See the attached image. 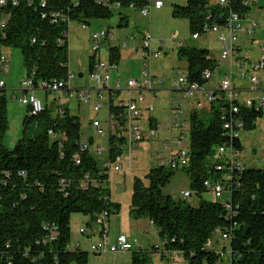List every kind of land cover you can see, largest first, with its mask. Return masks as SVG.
<instances>
[{
    "label": "trees",
    "instance_id": "trees-1",
    "mask_svg": "<svg viewBox=\"0 0 264 264\" xmlns=\"http://www.w3.org/2000/svg\"><path fill=\"white\" fill-rule=\"evenodd\" d=\"M8 0L0 5V45L19 49L23 54L27 77L37 85L41 81L67 77L69 49L63 34L65 22H53L56 12L72 22L89 25L92 21H109L119 17L117 27L128 26L124 13L146 7L150 0ZM46 2V8L41 3ZM245 2V0H244ZM116 4L118 8L114 7ZM232 11L244 15L247 8L242 0L231 4ZM229 8L210 5L206 0H186L174 15L188 19L192 34L205 25H222ZM217 19V20H216ZM113 60L121 59L113 49ZM179 57L187 62L188 76L193 82L207 84L203 72L214 73L218 64L207 50L182 49ZM91 65V64H90ZM91 67V66H90ZM38 117L25 118L24 136L13 150L4 145L9 129L5 88L0 90V264H71L86 263L87 252L68 250L71 242V219L74 215L89 217L87 228L96 226L101 215L109 220L120 205L113 203L107 177L101 173L97 160L89 153L79 155L82 142L80 119L67 106L55 108L45 104ZM226 108L225 110H223ZM229 107L213 103L208 111H193L190 116V165L192 194L199 201L191 206L189 200L175 201L164 195L163 188L176 171L157 167L146 176V182L135 179L131 199V216L145 218L158 230L164 248L137 251L134 264H151L146 254L180 255L183 264H264V170L247 169L239 178L226 202L204 200L205 180L220 177L213 165V156L220 146L232 145L244 151L241 140H232L224 128V116ZM264 110L239 105L234 118L241 120L242 130L252 131ZM36 120V132L29 136L27 126ZM234 120V119H233ZM50 132L52 135H50ZM93 144V139H88ZM80 164H76L77 156ZM89 177L95 185L84 188ZM65 180L67 184L61 185ZM229 205V208L227 207ZM54 225L56 230L49 228ZM231 232L228 263L218 250L207 248L215 229ZM49 235H54L51 240ZM224 250V249H223Z\"/></svg>",
    "mask_w": 264,
    "mask_h": 264
},
{
    "label": "built area",
    "instance_id": "built-area-1",
    "mask_svg": "<svg viewBox=\"0 0 264 264\" xmlns=\"http://www.w3.org/2000/svg\"><path fill=\"white\" fill-rule=\"evenodd\" d=\"M8 0H0V5L5 6ZM235 0H218L217 6L220 8H231V4ZM245 6H248V0H242ZM18 0H13L12 5L17 6ZM42 8H46V2L41 3ZM114 7L118 8L116 4ZM163 3L160 0H154L140 10L143 17H147L153 8L161 9ZM133 9V6H130ZM53 22H65L68 30L63 34V40H59L62 44L64 40L69 37L70 25L73 23L68 16L61 13H54L52 15ZM217 20V19H216ZM219 21H223L222 25L213 24L212 26L205 25L201 31L192 34L193 40L203 39L205 35L213 33L218 35L221 44V59L237 58L239 56V46L237 32H246L250 38H253L256 32V26L252 25L250 29H243V17L238 13L229 10L228 14L221 16ZM4 28V23L0 24V29ZM83 30H87V25H82ZM115 40L114 34L109 30L96 31L91 34V51L92 57L90 60L88 75L92 82L90 87H75V82L81 75L76 76L73 72H68L67 77L61 80L41 81L37 85L30 78L21 83V91L23 96L20 99L22 105L26 106L28 115L30 117H38L45 110V104L36 95L37 92L44 94H58L59 100H52L50 105L55 108H60V98L66 96L75 101L78 106L92 107V111L99 113L105 110L107 114L105 125L101 121L95 120L93 127H95L102 137L108 140L107 147L98 146L93 140V144L87 141L81 142L79 145V155L89 153L98 162H104L101 173L107 177V185H109L110 177L113 174L119 173L126 176L127 173L134 170V165L137 158L134 156L135 149L138 148L140 142L158 138V132L161 125L153 117L155 112V101H157L161 90L162 81L153 73L152 62L163 56L162 46L155 49L153 47V39L150 34L143 37L142 44L139 48L133 49L134 52H140L139 59L143 61L145 70L141 73V78L128 79L126 88H123V82L119 77V62L113 60V49L117 48L121 55V48L128 46L127 41L121 45H111ZM252 43H257L252 39ZM181 47V46H180ZM261 56L257 61L240 62V66L244 69L241 76V81L249 80L250 86L247 90H243L238 84H235L231 78L223 80L220 85V90L205 89V85L199 82L191 81L188 74L184 77L178 71L180 76L171 84V90H166L169 95L178 92L183 95L182 100L190 99L193 101V108L188 114V119H181L184 111L181 108L180 102H173L170 100L167 104V111L169 113L168 123V138L163 140L160 144L161 152L155 156L158 162V167H163L171 171H179L187 169L190 165V116L193 111L200 112L205 109L207 104L209 108L213 103H219L225 107H229V115L224 116V128L228 130V135L232 140H241L242 123L241 120L234 118V114L239 112V105L245 107H255L257 110H264V81L260 80L259 74L264 72V44L260 47ZM98 57V58H97ZM91 66V67H90ZM10 71V61L4 54H0V72L8 73ZM213 73L209 70L203 72L202 79L210 81ZM261 84L263 87H261ZM5 82L0 79V90L5 88ZM243 90V91H242ZM260 94V102L257 104L253 98H248L246 102L241 99L243 93ZM244 93V94H245ZM95 104L91 106V102ZM249 101V102H248ZM248 102V104H247ZM223 109V108H222ZM224 108L223 110H225ZM234 119V120H233ZM149 133V136L146 135ZM50 135L51 132H50ZM243 151L234 148L232 145L220 146L216 149L213 156V165L216 172L220 174L215 180H205L203 187L206 190V195L210 202H218L224 198L225 195H230L233 188L239 187V178L247 170L243 164L241 157ZM76 158V164H80V156ZM84 188L89 185H95L89 177L86 178ZM67 182L61 181V185L65 186ZM193 196L192 192L186 191L182 193L184 200H189ZM226 202V201H225ZM223 202V203H225ZM229 208V205H227ZM151 225H153L151 223ZM49 228L56 230L54 225H49ZM82 236L92 241L91 250L93 253L109 252L110 254H117L120 252H132L134 249L142 251L145 248L140 244L138 239L128 237L121 234L115 243L111 242L109 225L105 214L101 215L97 224L93 228L85 226L81 229ZM51 240H54V235H49ZM218 237L222 241L230 243L231 232L225 229L217 228L213 232V237L207 241L206 247L213 248V238ZM68 250L82 249L81 244L75 247L71 245L67 247ZM218 254L222 258L228 250L219 249ZM164 259L167 264H180V255L178 253L168 252ZM229 264V263H228Z\"/></svg>",
    "mask_w": 264,
    "mask_h": 264
},
{
    "label": "rangeland",
    "instance_id": "rangeland-1",
    "mask_svg": "<svg viewBox=\"0 0 264 264\" xmlns=\"http://www.w3.org/2000/svg\"><path fill=\"white\" fill-rule=\"evenodd\" d=\"M154 0H150L152 3ZM163 3L161 9H152L147 17H143L139 10L129 9L124 13L128 16V26L125 28L117 27L119 17H114L109 21L96 20L92 21L87 30L82 29V24L73 22L70 26L68 37L69 62L68 71L73 72L76 76L81 75L73 86L88 88L92 85L89 79L88 69L91 60V34L96 31L109 30L114 34L115 40L111 45H121L127 41L128 46L121 48V59L119 60V73L123 82V88H126L128 79L141 78V73L145 70L143 61L139 59L140 52H134L133 49L139 48L142 44L143 37L150 34L153 39V47L159 48L163 43V56L159 59L153 60L152 70L155 75L162 81V88L171 90V84L180 76L188 74L187 62L179 57V51L182 49H196L207 50L211 59L218 64V69L213 73L210 81L204 87H210L214 90H220V85L223 80L231 78L235 84H239L244 90L250 86L249 80L241 81V76L244 69L241 68L240 62L257 61L261 55L260 47L264 44V0H248L247 8H250L243 17V29H250L255 25L256 32L253 38H250L246 32L238 31V46L240 48L239 57L241 59L228 58L221 59V44L217 34H207L203 39L193 40L190 23L188 19L183 17H176L174 15L177 7H184L186 0H160ZM210 5H217L218 0H206ZM254 39L257 43H252ZM181 46V47H180ZM0 54H4L10 61V71L8 73L0 72V79L6 83L5 93L7 97V119L9 122V129L4 138V145L9 150L17 145L19 140L24 136L26 125L25 118L28 116L26 106L22 105L20 99L23 96L21 91V83L27 80V72L24 67L23 54L19 49L5 48L0 45ZM98 58V57H97ZM231 62L233 67H231ZM260 77V74H259ZM261 80V79H260ZM261 87L262 84H261ZM248 98H253L259 104L260 94H247ZM36 95L45 104L46 100L51 102L56 99L59 100L58 94H46L37 92ZM183 95L175 92L169 95L162 92L159 94L157 101H155V112L153 116L161 125L158 132V138L151 139L149 136L147 141L139 143V146L134 151V156L137 162L134 165V170L125 175L113 174L110 177L109 189L110 197L113 203L120 205V210L117 214H112L107 220L110 230L111 242H116L121 234L128 237L136 238L142 246L151 251V249L159 248L160 251L164 248V242L159 236L158 230L154 225L145 218L134 219L131 216V199L133 194V185L135 179H140L146 182V176L149 172L158 167V162L155 156L161 150V142L168 138V123L169 113L167 111V104L170 100L173 102H180L181 108L184 111L181 119H188V114L193 108V101L187 99L182 100ZM244 99V96H241ZM61 104L68 107L70 113L80 119L82 140L87 141L92 138L96 145L107 147L108 140L102 137L98 130L93 127V122L99 120L102 122L104 129L106 128L105 110L99 113L92 111V107L78 106V104L66 96L60 98ZM249 102V101H248ZM247 102V104H248ZM95 104L93 100L91 106ZM209 106L206 104L205 109L200 112H206ZM37 121H32L28 126L26 132L29 136H33L36 132ZM241 142L244 147L241 160L247 169L264 170V117L259 119L256 128L252 131H243L241 134ZM104 162H99V167H102ZM191 192V179L187 171L179 170L173 173L169 182L163 188V193L171 197L175 201L183 200L182 193ZM204 200H208V196L202 195ZM227 195L220 201L225 202ZM198 197L193 194L188 203L191 206H197ZM89 217L83 215H74L71 219V242L70 245L75 247L81 244L83 251L87 252V260L85 264H134L133 258L137 249L132 252H120L117 254H110L109 252L93 253L91 250L92 241L82 236L81 229L86 226ZM213 243L215 249L228 250L229 241H222L218 237H214ZM151 258V264H164L160 253H147ZM230 253H226L224 260L228 263ZM183 264L182 258L179 260ZM71 264H80L72 262ZM166 264V262H165Z\"/></svg>",
    "mask_w": 264,
    "mask_h": 264
},
{
    "label": "crops",
    "instance_id": "crops-1",
    "mask_svg": "<svg viewBox=\"0 0 264 264\" xmlns=\"http://www.w3.org/2000/svg\"><path fill=\"white\" fill-rule=\"evenodd\" d=\"M154 9H155V8H154ZM156 10H158V9H156ZM71 24H72V23H71ZM70 26H71V25H70ZM239 50H240V48H239ZM239 52H240V51H239ZM239 56H240V55H239ZM239 56H238L236 59H241ZM260 56H261V55H260ZM91 57H92V55H91ZM253 62H254V61H253ZM230 65H231V67H233L232 62H231ZM119 74H120V73H119ZM80 75H83V74H80ZM119 77L121 78V75H120ZM260 79H261L262 82L264 81V72L260 73ZM5 85H6V83H5ZM238 86H240V85L238 84ZM240 87H241V86H240ZM5 88H6V86H5ZM241 88H242V87H241ZM205 89L209 90V89H212V88L206 86ZM242 89H243V88H242ZM161 90H164V91H162V92L167 93V91H166L167 89L161 88ZM243 90H244V89H243ZM243 90H242V91H243ZM162 92H161V93H162ZM244 93H245V92H244ZM244 93L241 95V96H244V99H243V100H245V99L248 97V96H247L246 94H244ZM159 94H160V93H159ZM168 94H169V93H168ZM49 103H51V102H48V101L46 100L45 104L48 105ZM49 105H50V104H49ZM27 113H28V111H27ZM153 117H154V116H153ZM154 118H155V117H154ZM243 152H244V151H243ZM114 243H115V241H114ZM162 262L165 264L166 261L163 259ZM166 264H167V262H166Z\"/></svg>",
    "mask_w": 264,
    "mask_h": 264
}]
</instances>
